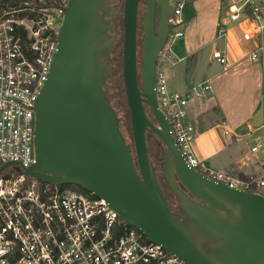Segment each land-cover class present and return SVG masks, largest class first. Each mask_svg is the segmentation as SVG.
<instances>
[{"label":"water","instance_id":"water-1","mask_svg":"<svg viewBox=\"0 0 264 264\" xmlns=\"http://www.w3.org/2000/svg\"><path fill=\"white\" fill-rule=\"evenodd\" d=\"M138 2L123 0L118 59L111 57L118 34H108L115 23L107 19L116 16L108 0H69L35 105V164L24 175L43 184L82 188L183 264H264V196L228 188L189 168L158 109L155 74L174 11L169 14L168 0H144L138 73ZM117 61L131 142L106 89ZM263 100L251 122L254 129L263 126ZM146 133L163 145L160 173L175 200L173 208L158 180Z\"/></svg>","mask_w":264,"mask_h":264},{"label":"built area","instance_id":"built-area-1","mask_svg":"<svg viewBox=\"0 0 264 264\" xmlns=\"http://www.w3.org/2000/svg\"><path fill=\"white\" fill-rule=\"evenodd\" d=\"M249 1L221 20L218 37L225 36L229 25L246 43L262 33L264 5ZM68 2L0 0V264H183L123 224L92 194L24 175L35 164V105L49 74ZM185 3L174 0L168 41L183 37L177 29L183 24ZM211 58L224 72L231 68L225 53L216 50ZM247 59L255 62L259 55L250 52ZM155 93L158 109L169 121L172 139L189 168L231 189L255 194L264 190V171L240 178L213 170L194 155V127L186 107L192 99L210 97L208 82L186 92H170L157 67ZM250 153H264V140L257 141ZM258 161L264 166V158Z\"/></svg>","mask_w":264,"mask_h":264},{"label":"crops","instance_id":"crops-1","mask_svg":"<svg viewBox=\"0 0 264 264\" xmlns=\"http://www.w3.org/2000/svg\"><path fill=\"white\" fill-rule=\"evenodd\" d=\"M244 1L246 0H186V5L181 12L183 24L180 32L186 34L188 39L180 38L181 40L175 44L169 43L157 64L158 70L163 74L166 69L178 67L189 57L203 50L207 52V65L216 66L215 72H211L200 80H184L179 87L173 90L168 89L170 92H186L202 83L220 79V74L224 71L211 56L216 50L227 55L231 64L230 70L237 69L232 74L234 80L229 81L231 79L229 78L226 82L230 85L226 87L227 93H233V96L225 95L224 100L227 102L222 103L220 98L219 104L216 99L214 100L212 90L209 97L212 101L203 102L192 99L186 107V114L188 121L194 127V140H196L194 155L198 159L204 157L201 161H204L209 168L240 178L259 176L264 171V166L258 161L264 158V153H250V148L257 141L264 140V109L263 126L257 129L251 126L253 116L260 108L262 97H264V30L248 43L241 40L240 32L232 25L227 26L223 37H218L217 32L221 20L232 10L240 7ZM249 2L264 5V0ZM250 52H257L259 59L250 62L247 59ZM190 64L194 66L195 59L190 61ZM246 86H249L251 91L246 92ZM241 91L242 94L244 91L242 100L249 102V105H243L240 102L234 104ZM191 101H195L193 105L190 104ZM241 110V116H237L235 112ZM214 129L222 130L226 147L221 148L218 145L217 149L208 147L206 150L200 139ZM218 157L219 160H217ZM261 193L264 194V190Z\"/></svg>","mask_w":264,"mask_h":264},{"label":"rangeland","instance_id":"rangeland-1","mask_svg":"<svg viewBox=\"0 0 264 264\" xmlns=\"http://www.w3.org/2000/svg\"><path fill=\"white\" fill-rule=\"evenodd\" d=\"M122 3H123V0H121V4H119V5H117V4L115 5L114 4L115 5L114 6V9L116 7H120V10L119 9L117 10L119 12L120 16H121L122 10H123ZM185 5H186V3H185ZM184 6H183V8H184ZM139 12H140V14H143L145 12V7H144L143 3L140 6V11ZM180 30H181V28H178L177 29V31H180ZM120 36H121V33H120ZM138 38L139 39L141 38V33L138 35ZM183 38H184V40L185 39L187 40L188 39V36L186 34H183L182 39ZM180 40H181L180 38L174 39V40L170 39L161 54H163L166 51V48H167V46H168L169 43L175 44L176 42H179ZM119 42H121V38L118 41V43ZM121 50H122V48H121ZM115 58H118V57L115 56ZM159 58H160V56H159ZM118 59H120V58H118ZM194 59H195L196 64L194 66H191L190 61L192 62ZM120 64H121V62L114 67V70L116 68V70L114 71V73H115L114 74L115 75L114 77H117L118 78L116 81H119V79H120V77H119V75H120L119 65ZM139 67H140V47H139V44H138V49H137V69L140 71V68ZM216 69H217L216 66L209 67L207 65V52H205L203 50V51L197 53L195 56L189 57V59L186 62H183L178 67H173V68H170V69H166L163 72V77H164V80L166 82V85H167L168 89L169 90H173V88L179 87L183 83L184 80H186V81H190V80H200L201 78L207 77L211 72H215ZM236 70H230L229 69L227 72H223V74H220L221 75V78L220 79L214 80V81H210V82L208 81L209 84H210V86L212 87V90H213L214 100L216 99V101H218L219 104H220V98H221V102L222 103H226L227 102L226 100H224V96L225 95L226 96H229V97H230V95L233 96V93H231V94L227 93V89L228 88H226V87H229L230 85H227L226 82L228 81L229 78H231L229 81L234 80L232 74ZM118 85H119V83H118ZM116 87H117V85L112 88V91H111V94H110V100H111V95L114 92H116V90H115ZM245 91L246 92L247 91H251L250 90V87L249 86H246L245 87ZM243 94H244V91H243ZM243 94H242V91H241L240 94H239V96H238V98H236V100H235V103H234L235 105L238 102H240L243 105L244 104L249 105V102L247 103V102H245V101L242 100V95ZM246 98L248 99L249 97H246ZM209 99L210 98L204 99L203 102L212 101V100H209ZM111 102H112V104H114L115 103V99H114V101L112 100ZM194 102L195 101H193V102L191 101L190 104L193 105L192 103H194ZM234 104L232 102V105H234ZM116 110H118V108ZM235 113H236L237 116H241L240 114L242 113V110L239 111V112L237 111ZM122 132H123V130H122ZM123 134H124V132H123ZM127 140L129 142H131V140H129V139H127ZM201 140L203 141V144L206 147L205 148L206 150L208 149V147H212V148L217 149L218 145H220L221 148H223L225 146L224 145L225 140H224V138L222 136V130L221 129H214L210 133L205 134V136L202 137V139H200V141ZM195 145H196V140H194L192 142V144H191L192 151H194ZM217 152H219V151H217ZM150 156H151V159H152V155L151 154H150ZM219 157L217 158V160H219ZM199 159L200 160H202V159L204 160V157H199ZM152 162H153V160H152ZM221 172L225 173L224 171H221Z\"/></svg>","mask_w":264,"mask_h":264},{"label":"trees","instance_id":"trees-1","mask_svg":"<svg viewBox=\"0 0 264 264\" xmlns=\"http://www.w3.org/2000/svg\"><path fill=\"white\" fill-rule=\"evenodd\" d=\"M122 5H123V3H122ZM117 8L120 10V7H117ZM121 17L122 16H120V21H119L120 33H121V42L117 43L114 46L113 51H112L113 56L114 57L116 56L118 58L121 57V48H122V32H123V29H122V24H121ZM115 70H116V68H115ZM114 71H113V76L111 78V80H112L111 82H114L118 79L117 77H114L115 76ZM119 71H120V75H119V77H120V79H119L120 80V85H119L120 90H117L118 89V85H117V87L115 88L116 92H114L111 95V101L112 100L114 101V99H115V103L112 104V106L115 109L118 108L121 112V115H120L122 117V122L120 124L121 130H123L125 137H127V139L132 141L130 123H129V114H128V110H127L126 103H125V97H124L123 85H122V79H121V64L119 65ZM146 143H147V147L149 149L150 154L153 156L157 157L158 153H160V150L163 149V145L154 137V135H152L150 133H146ZM159 158H160V156H159ZM59 187H60V189H69V190L78 191V192H81L84 194H89L88 192H86L82 188L75 186V185H64V186H59ZM259 194L260 195L262 194L264 196L263 193H259Z\"/></svg>","mask_w":264,"mask_h":264},{"label":"flooded vegetation","instance_id":"flooded-vegetation-1","mask_svg":"<svg viewBox=\"0 0 264 264\" xmlns=\"http://www.w3.org/2000/svg\"><path fill=\"white\" fill-rule=\"evenodd\" d=\"M108 2H109V8L111 9V11H113V12H115L116 13V16L115 17H113V18H108L107 20L108 21H110V22H114L115 23V27L111 30V31H109L108 32V34H114V33H117L118 34V41L120 40V38H121V36H120V26H119V21H120V14H119V12L117 11L118 10V8L115 10L114 9V6L117 4V5H119L120 3H121V0H108ZM142 3H143V5H144V7H145V4H144V0H139V2H138V23H137V49H138V44H139V47H140V67H141V38L139 39L138 38V35L141 33V37H142V31H141V21H140V16H141V14H140V6L142 5ZM115 4V5H114ZM167 10H168V12H169V14H170V11L171 10H174V0H168V5H167ZM170 21V20H169ZM155 23H156V21H155ZM169 23V22H168ZM169 29H170V26H169ZM118 41H117V43H118ZM116 43V44H117ZM136 53H137V50H136ZM111 57H113V58H115L114 56H113V54L111 53ZM120 63V61H117V62H114V63H112L113 64V71H114V67L116 66V65H118ZM139 67V68H140ZM138 73H139V70H138ZM112 80L110 79L109 81H108V83H107V90H108V92H109V98H110V94H111V91H112V88L113 87H115L116 85H118V83H119V85H120V80L119 81H114V82H111ZM118 85V86H119ZM117 90H120V88L118 87V89ZM117 111H120L119 109L117 110ZM121 115V113L119 114V116ZM120 118L122 119V117L120 116ZM155 137V136H154ZM156 138V137H155ZM157 139V138H156ZM162 150L163 149H161L160 150V153H158V156L156 157V156H154L153 157V155H152V159L151 160H153V165L155 166V169H156V172H157V177H158V180H159V182L161 183V188H162V191H163V193H164V195H165V197H166V199H167V201L169 202V205L173 208L174 206H175V200H174V198L169 194V191L167 190V188L164 186V183H163V181H162V179H161V173H160V169H161V167H162ZM159 156H160V158H159ZM179 187L181 188V190H184L183 188H182V186H180V184H179Z\"/></svg>","mask_w":264,"mask_h":264}]
</instances>
